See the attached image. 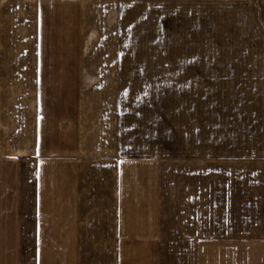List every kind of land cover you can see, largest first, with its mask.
<instances>
[{"label":"crops","instance_id":"obj_1","mask_svg":"<svg viewBox=\"0 0 264 264\" xmlns=\"http://www.w3.org/2000/svg\"><path fill=\"white\" fill-rule=\"evenodd\" d=\"M219 1V9L217 0L209 5L210 28L216 30L219 11L226 37L219 76L227 85L254 87L247 93L242 88L235 112H217L221 127L210 128L214 134L201 146L208 152L195 156L198 146L189 145L194 154L178 168L175 209L163 197L159 163L131 160L120 145L105 151V141L118 129L114 124L105 130L104 117L111 112H90L82 86L102 82L101 72L92 71L106 64L96 56L90 16L71 8L76 0H56L67 10L60 13H42L38 5L30 19H22L24 25L33 20L36 29H22L15 50L0 30V157L9 140L13 84L17 211L20 163L34 164V219H0V264H264V0ZM57 14L62 23L56 25ZM86 34L92 46L82 47ZM52 85L54 94L71 98L70 110L53 99L42 106ZM60 85L68 90L63 93ZM3 162L0 207L9 195ZM140 165L148 167L145 173H137Z\"/></svg>","mask_w":264,"mask_h":264},{"label":"rangeland","instance_id":"obj_2","mask_svg":"<svg viewBox=\"0 0 264 264\" xmlns=\"http://www.w3.org/2000/svg\"><path fill=\"white\" fill-rule=\"evenodd\" d=\"M76 2L71 7L73 11L83 13V18H86L84 14L90 16L87 22L89 34H96L93 46L100 50L96 56H99L102 65L118 60L117 68L105 65L103 69L92 71L95 75L101 72L102 82L91 83L87 89L82 86V96L88 99L90 112L104 111L106 115L111 112V117H104L105 130L108 125L114 129V124L118 129L112 133L113 138L105 141V151L109 149L108 153L111 154V145H115V148L120 145L121 151L131 160L135 159L140 164L147 161L159 163L163 197L167 198L170 208H174L177 171L182 167L179 166L183 160L194 154L189 145L195 142L198 146L195 156L208 152L207 148L201 146L207 145L209 137L213 136L210 128L214 129L216 125L218 130L221 127L217 112H235L239 108L242 88L247 93L249 88L254 87L227 85L224 76H219L226 49L224 28H221L222 14L218 11L217 28L213 30L209 26L210 0H180L181 3L178 0ZM217 2L219 9L221 4L219 0ZM55 4L56 0H0V30L2 39L9 43L8 48L15 50L16 36L22 29H27V25L36 29L33 20H28V24L24 25L22 19H30L31 14L37 12L38 5L42 13L52 9L57 13L67 11L60 10V5ZM59 15L56 25L62 23L58 20L61 18ZM83 21L86 24L85 19ZM23 32L26 35L29 33ZM86 37L87 34L80 40L82 47L92 46ZM231 49L232 45L229 51ZM10 56H15V52H11ZM59 87L63 93L68 90L67 85ZM55 88L56 85L47 86L42 106L43 101L53 99L62 107L67 104L70 110L68 105L71 98L54 94ZM15 89V85L9 86V140L3 148L4 156L0 157L4 159L3 181L9 189L8 202L1 203L0 209L9 207L7 211H0V219L13 223L17 219H34L31 212L34 198L30 187L34 164L27 161L20 163L19 178L24 188L22 185L21 209L17 211V140L16 133L12 132L17 128V120L13 117L17 103ZM74 95L77 96L76 93ZM80 96L74 100L75 106L82 102ZM70 107L74 111L73 105ZM44 157H48L47 153ZM104 158L112 160L114 157ZM147 168L140 165L137 173H145ZM15 244L9 240L10 246L15 247Z\"/></svg>","mask_w":264,"mask_h":264}]
</instances>
